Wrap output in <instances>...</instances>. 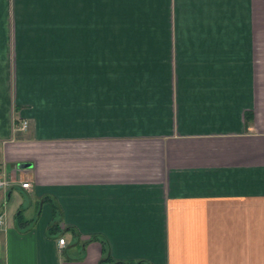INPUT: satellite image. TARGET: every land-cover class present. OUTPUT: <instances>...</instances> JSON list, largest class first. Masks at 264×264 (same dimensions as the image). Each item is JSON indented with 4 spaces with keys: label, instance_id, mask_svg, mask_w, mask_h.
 <instances>
[{
    "label": "crops",
    "instance_id": "1",
    "mask_svg": "<svg viewBox=\"0 0 264 264\" xmlns=\"http://www.w3.org/2000/svg\"><path fill=\"white\" fill-rule=\"evenodd\" d=\"M0 177V264H264V0H0Z\"/></svg>",
    "mask_w": 264,
    "mask_h": 264
},
{
    "label": "built area",
    "instance_id": "2",
    "mask_svg": "<svg viewBox=\"0 0 264 264\" xmlns=\"http://www.w3.org/2000/svg\"><path fill=\"white\" fill-rule=\"evenodd\" d=\"M25 126H26V122H23V124L21 125V129H24ZM13 184H14L13 180L7 179L5 177H0V189H8ZM20 186L22 188L29 189L31 185H30L29 181H25V182H21ZM2 225H3V215L0 214V226H2ZM64 242H65L64 238L58 239V245L60 247H63Z\"/></svg>",
    "mask_w": 264,
    "mask_h": 264
},
{
    "label": "trees",
    "instance_id": "3",
    "mask_svg": "<svg viewBox=\"0 0 264 264\" xmlns=\"http://www.w3.org/2000/svg\"><path fill=\"white\" fill-rule=\"evenodd\" d=\"M135 263H136V264H137V263L142 264L143 262H142V261H137V262H135ZM113 264H132V261L116 260V261H113Z\"/></svg>",
    "mask_w": 264,
    "mask_h": 264
},
{
    "label": "water",
    "instance_id": "4",
    "mask_svg": "<svg viewBox=\"0 0 264 264\" xmlns=\"http://www.w3.org/2000/svg\"><path fill=\"white\" fill-rule=\"evenodd\" d=\"M29 166H30L29 163H19V164L17 165L18 168H27V167H29Z\"/></svg>",
    "mask_w": 264,
    "mask_h": 264
}]
</instances>
